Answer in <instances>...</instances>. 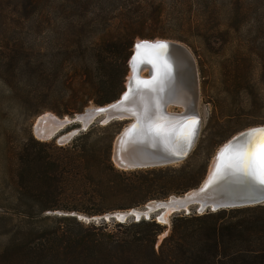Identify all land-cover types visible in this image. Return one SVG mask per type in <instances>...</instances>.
Listing matches in <instances>:
<instances>
[{
    "label": "trees",
    "instance_id": "1",
    "mask_svg": "<svg viewBox=\"0 0 264 264\" xmlns=\"http://www.w3.org/2000/svg\"><path fill=\"white\" fill-rule=\"evenodd\" d=\"M62 1L0 0L4 29H15L19 21L39 22L57 8L63 9ZM112 1L102 0L94 8L95 18L87 17L92 12L88 9L89 0L78 1L68 6V10L89 20V29L97 28L102 20H116L113 29L108 24L92 41L80 38L75 46L57 42L56 52L48 55V60L39 63L32 60L30 69L17 70L22 93L29 100L53 89L66 100L62 110L40 106L33 113L49 108L60 115H72L89 102L102 105L116 99L125 87L128 60L136 38L161 37L189 43L181 34L151 28L170 15L161 4L141 6L137 0H123L113 5ZM106 4L115 11L109 19ZM239 13L240 9L232 15ZM73 33L69 29L67 36ZM197 36L201 38L203 34ZM202 39L208 45L214 44L209 36ZM60 46L65 50L59 51ZM68 47L73 48L71 52ZM66 63L81 78L76 89L75 76L69 80L68 75L59 76ZM117 122L120 121L91 124L66 144L40 140L29 132L16 150L7 147L0 152V210L15 219L9 217L19 230L18 237L7 240L0 264H264V204L174 216L169 234L158 246L157 236L164 227L154 218L124 222L90 220L85 224L74 215H63L55 218V225L50 227L30 221L55 209H80L87 215L128 209L148 200L183 193L201 181L209 157L197 162L195 150L178 164L116 168L110 151L114 135L120 129L112 130ZM234 131L222 130V135L226 138ZM75 202L94 208L83 209Z\"/></svg>",
    "mask_w": 264,
    "mask_h": 264
},
{
    "label": "rangeland",
    "instance_id": "2",
    "mask_svg": "<svg viewBox=\"0 0 264 264\" xmlns=\"http://www.w3.org/2000/svg\"><path fill=\"white\" fill-rule=\"evenodd\" d=\"M78 1L86 2V0ZM78 1L64 0L62 1L63 9L57 8L55 12L48 13L39 22L35 19L34 22L31 19L26 22L19 21L15 23V29H4V17L0 16V152L7 147L16 150L19 144L26 140L29 132L34 137L31 124L42 112L50 111L59 117L73 116L75 112H81L85 107L95 105L89 102L82 110L75 111L72 115L69 113L60 115L56 110L49 108L33 113L40 106H53L62 110L65 108L66 100L59 97L60 95L57 94L59 91L56 89L47 93L42 91L36 100H29L26 94L22 93L21 79L17 75L20 67L30 69L32 60H36L37 63L40 60L42 62L48 60V55L56 52L54 48L57 42L75 46L76 40L80 38L92 41L97 36V32L106 28L108 24H111L112 29L115 27L116 20H102L104 22H99L97 28L89 29V20L85 21L83 15L80 17L74 15L72 9L68 10V6L76 5ZM101 1L89 0L88 9L92 12L87 13L88 18L97 17L94 8ZM120 2L123 0H113L111 4ZM152 2L154 5L161 4L165 12H169L170 15L165 16L163 22L152 25L151 28H154L156 32L181 34L188 38V44L179 42L189 48L197 68L199 84L197 109L200 115V129L193 150L198 154L197 162H202L203 159L205 161L209 157V164L216 150L232 135L251 126L264 125V0H137V5L146 6ZM105 6L108 10L106 19H109L115 11L110 10V5ZM212 6L215 10L211 9ZM8 7L11 9L12 4ZM239 9L240 13L233 16L232 13ZM69 29H72L74 33L67 36ZM198 34H203V36L200 38ZM205 36L211 37L214 44L208 45L202 39ZM141 39L136 38L135 41ZM152 39L171 38L155 37ZM72 49L68 47L67 50L71 52ZM63 50H65L64 46L59 49V51ZM11 53H13V59H10ZM20 62L25 65H20ZM128 74L129 67L126 79ZM145 74L146 71L142 73V75ZM66 75H68L66 80H69L71 76L76 77L73 79V88L76 89L81 83V78L73 74L69 63H66L65 69L60 72L59 76L63 78ZM78 96H81L80 91ZM169 110L179 111L180 108L170 106ZM113 121H120L117 122L116 127L112 128V130L120 128L114 135L115 138L128 120ZM92 124L99 123L96 121ZM231 129L235 131L224 138L225 134L222 135V130L231 131ZM7 144L9 146H6ZM75 205L83 209L84 206L90 210L94 208L87 203L82 205L80 202H75ZM79 210H47L40 217L30 221L37 222V225L41 227H50L55 225V218L74 215L77 221L87 224L91 221L83 220L77 214L91 218L127 209H117L95 215H87ZM190 214L197 213L192 211ZM179 215L189 214L175 213L169 217L167 223H160L164 229L157 236V246L169 234L173 217ZM9 217L12 216L0 210V260H2L1 252L7 240L19 236V230L14 227L17 224L11 222Z\"/></svg>",
    "mask_w": 264,
    "mask_h": 264
},
{
    "label": "water",
    "instance_id": "3",
    "mask_svg": "<svg viewBox=\"0 0 264 264\" xmlns=\"http://www.w3.org/2000/svg\"><path fill=\"white\" fill-rule=\"evenodd\" d=\"M142 42L163 47L150 46L138 52L137 45ZM128 67L129 76L124 90L116 99L102 105L87 106L83 111L75 112L73 116L59 117L52 115L50 111L42 112L31 124L34 137L40 140L54 139L59 144H66L96 121L99 124H106L112 120H128L112 144L110 158L115 167L125 170L140 169L184 161L193 150L200 129V115L197 109L199 94L197 68L189 48L171 39H141L135 41L132 46ZM145 71L147 77H141V73ZM165 72L167 75L162 83L155 85L158 95L149 97L145 95L148 90H143L135 94L132 103L122 102V97L130 90L136 89L140 81L152 80L155 75ZM170 106L179 107L180 110H169ZM101 109L103 111H99ZM132 111H137L139 117L132 115ZM45 113H48L46 118H42ZM160 117H163L161 123H168V131L159 135L149 132L147 128L150 120ZM192 119H196L198 124L194 137L188 143L181 139V129L173 131V126ZM49 120L56 122L59 127L45 125L41 133H47L48 137L42 139L36 129L39 124L45 122L48 124ZM187 127L190 126L186 125L185 131ZM260 129H264V125L248 127L225 141L212 156L204 176L195 187L180 194H170L163 199L148 200L142 206L91 217L87 221L115 219L124 222L154 218L157 222L165 224L162 222L165 209L173 210L171 216L180 212L190 214L193 211L202 214L219 209L264 204V186L229 168V165L236 162L238 148L222 153L218 159V153H221L230 142L236 144L242 134ZM249 140L255 142L256 137H249ZM77 216L85 220L84 215Z\"/></svg>",
    "mask_w": 264,
    "mask_h": 264
},
{
    "label": "snow or ice",
    "instance_id": "4",
    "mask_svg": "<svg viewBox=\"0 0 264 264\" xmlns=\"http://www.w3.org/2000/svg\"><path fill=\"white\" fill-rule=\"evenodd\" d=\"M150 46L163 47V45H149L148 42H142L137 45V51L139 52L142 48H148ZM167 73L161 75H155L152 80L140 81L136 89L130 90L129 93L122 97V102L125 104L132 103L136 93L143 90H155V85L162 83L163 78ZM103 111V109L99 110ZM132 115H137V111H132ZM146 115V113L144 114ZM163 117L150 120L147 130L149 132H155L156 134H164L168 131V123H161ZM175 119V118H172ZM198 121L192 119L191 121H181L180 124L173 126V131L177 128L181 129V139L191 142L192 137L195 135L196 125ZM190 126L184 130L185 126ZM255 136V142L249 140V137ZM233 148H238L236 162L229 165V168L235 172L242 173L249 177L253 182H258L261 186H264V129L253 130L248 134H242V136L236 141V144L230 142L228 145L218 153V159L224 152L230 151Z\"/></svg>",
    "mask_w": 264,
    "mask_h": 264
},
{
    "label": "bare ground",
    "instance_id": "5",
    "mask_svg": "<svg viewBox=\"0 0 264 264\" xmlns=\"http://www.w3.org/2000/svg\"><path fill=\"white\" fill-rule=\"evenodd\" d=\"M129 75V74H128ZM141 77H147V75H142V73H141ZM157 93V90L155 89V90H148L146 93H145V95H148L149 97H153V96H155V95H158V93ZM47 114L48 113H45V115H43V117L42 118H46V116H47ZM52 115H54L53 113H51ZM67 117V116H66ZM113 121V120H112ZM47 122H45V123H42V124H39V126L37 127V129H36V132H37V134L40 136V137H42V139L43 138H47L48 136H47V133H45V134H42L41 133V131H43V129L45 128V125H47V126H56L57 124H56V122H53V121H51V120H49L48 121V124H46ZM58 127H59V125H57ZM40 127H43L42 129L40 128ZM172 209H165V211L163 212V214H162V222L163 223H167L168 222V219H169V216H170V214L172 213ZM80 215V214H79ZM89 219V217H87V216H85L84 215V219L86 220V219ZM143 219V218H142Z\"/></svg>",
    "mask_w": 264,
    "mask_h": 264
}]
</instances>
